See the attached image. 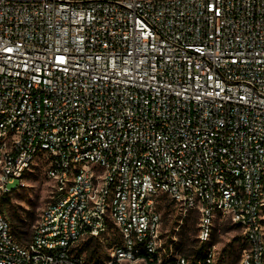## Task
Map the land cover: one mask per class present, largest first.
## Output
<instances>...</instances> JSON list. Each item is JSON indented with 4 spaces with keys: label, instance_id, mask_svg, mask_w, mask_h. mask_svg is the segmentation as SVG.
<instances>
[{
    "label": "built area",
    "instance_id": "built-area-1",
    "mask_svg": "<svg viewBox=\"0 0 264 264\" xmlns=\"http://www.w3.org/2000/svg\"><path fill=\"white\" fill-rule=\"evenodd\" d=\"M38 161L55 190L23 242L2 198ZM163 195L264 264V0H0V264H219L165 238Z\"/></svg>",
    "mask_w": 264,
    "mask_h": 264
},
{
    "label": "rangeland",
    "instance_id": "rangeland-1",
    "mask_svg": "<svg viewBox=\"0 0 264 264\" xmlns=\"http://www.w3.org/2000/svg\"><path fill=\"white\" fill-rule=\"evenodd\" d=\"M18 179L10 186H15ZM54 181L46 174L45 164L38 161L28 173L25 184L12 193V202L6 204L13 230L20 240L26 242L31 239L38 219L54 194ZM160 210L164 219V236L171 239L177 236V246L184 252L201 242L196 241L200 229V211L198 208L191 210L186 216L183 215L182 205L167 195H163L160 201ZM264 211V210H263ZM194 220V229L191 239L185 241L182 237L184 226L188 220ZM117 238L115 230H112L105 238H87L79 245V251L84 252L87 257L91 250L100 247L94 258L90 261L100 262L107 259L112 250L114 239ZM187 240V239H186ZM208 244H215L220 250L219 264H238L241 251L244 246V237L239 226L233 223L228 214L218 213L214 224L212 237ZM226 249V250H225Z\"/></svg>",
    "mask_w": 264,
    "mask_h": 264
},
{
    "label": "trees",
    "instance_id": "trees-1",
    "mask_svg": "<svg viewBox=\"0 0 264 264\" xmlns=\"http://www.w3.org/2000/svg\"><path fill=\"white\" fill-rule=\"evenodd\" d=\"M11 195L12 194H5L2 198V202L4 204H9L12 202V198H11ZM194 220H188L186 225L184 226V230H183V233H182V237L185 238V243L186 241L190 240L191 239V233L193 232V225H194ZM238 226V225H237ZM172 239V238H171ZM187 239V240H186ZM196 241H199L198 240V237L196 239ZM208 247V242L204 241V242H201L198 246L194 245V247H191L189 250H188V253L189 255H193L194 257H204L206 255L205 251H206V248ZM180 248V247H178ZM100 249L99 246H97V249L96 247L93 248L91 250V252L89 253L88 255V259L89 261L92 260L94 258V256L96 255V253L98 252V250ZM182 249V248H180ZM226 250V249H225Z\"/></svg>",
    "mask_w": 264,
    "mask_h": 264
}]
</instances>
